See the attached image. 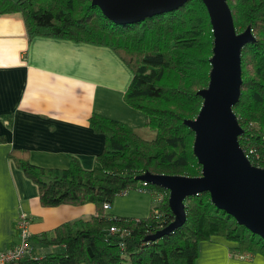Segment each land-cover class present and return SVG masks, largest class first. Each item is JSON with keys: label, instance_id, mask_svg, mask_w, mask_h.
Masks as SVG:
<instances>
[{"label": "trees", "instance_id": "obj_1", "mask_svg": "<svg viewBox=\"0 0 264 264\" xmlns=\"http://www.w3.org/2000/svg\"><path fill=\"white\" fill-rule=\"evenodd\" d=\"M227 3L236 32L250 27L255 38L242 50L243 84L233 112L243 130L240 147L253 167L264 169V0ZM13 13L22 16L30 40L54 37L111 48L133 74L126 104L142 112L145 127L155 133L153 140H145L123 122L92 115L90 127L105 135V147L91 170L75 157H70L69 168L53 169L32 164L27 149L9 153L37 187L43 207H96V214L81 227L67 223L53 237H33L58 248L40 264H195L200 243L214 237L236 243L237 254L264 256V240L218 209L209 193L186 198L187 221L182 227L148 240L175 216L170 192L144 186L139 177L202 176L194 154L195 133L185 124L197 119L204 103L198 93L209 87L212 71L214 33L202 0H189L178 10L129 25L108 20L92 0H0V15ZM140 189L162 198L151 215L136 219L106 213V204L112 208L118 196ZM112 227L129 234H112Z\"/></svg>", "mask_w": 264, "mask_h": 264}, {"label": "crops", "instance_id": "obj_2", "mask_svg": "<svg viewBox=\"0 0 264 264\" xmlns=\"http://www.w3.org/2000/svg\"><path fill=\"white\" fill-rule=\"evenodd\" d=\"M132 79L128 65L111 48L54 37L30 40L20 14L0 15V250L19 242L21 212L33 219L32 236L41 238L53 237L67 223L81 227L96 214L93 204L43 207L37 187L8 155L27 149L32 164L53 169L69 168L75 157L91 170L105 147V135L90 127L94 114L123 122L144 138L150 130L145 115L124 100ZM152 197L129 199L126 209L134 206L132 218L151 215ZM121 204L106 213L119 217ZM33 242L36 248L48 247L42 257L58 250ZM237 247L222 237L201 242L195 264H264L263 255L237 254Z\"/></svg>", "mask_w": 264, "mask_h": 264}, {"label": "water", "instance_id": "obj_3", "mask_svg": "<svg viewBox=\"0 0 264 264\" xmlns=\"http://www.w3.org/2000/svg\"><path fill=\"white\" fill-rule=\"evenodd\" d=\"M189 0H92L103 15L117 25L136 24L183 7ZM214 33L212 71L207 89L198 94L204 99L195 120L185 124L195 133L194 154L202 166V176L152 175L141 181L170 192L169 205L175 220L150 236L155 241L182 227L187 221V197L209 193L220 210L239 225L264 240V169L253 167L238 138L243 130L233 112L242 89V59L245 46L255 42L249 27L236 32L227 0H202Z\"/></svg>", "mask_w": 264, "mask_h": 264}, {"label": "built area", "instance_id": "obj_4", "mask_svg": "<svg viewBox=\"0 0 264 264\" xmlns=\"http://www.w3.org/2000/svg\"><path fill=\"white\" fill-rule=\"evenodd\" d=\"M146 185L147 183L144 182V186ZM137 192L146 194L143 189H140ZM161 202V197H155L156 207L160 205ZM104 209L105 211L110 210V205L106 204ZM32 222L33 219L29 214L26 212L20 213L16 221L19 242L13 244L8 249L0 250V264H40L43 257L38 254V249L32 240L33 236L30 229ZM110 233L127 236L129 231L127 229L112 227Z\"/></svg>", "mask_w": 264, "mask_h": 264}, {"label": "rangeland", "instance_id": "obj_5", "mask_svg": "<svg viewBox=\"0 0 264 264\" xmlns=\"http://www.w3.org/2000/svg\"><path fill=\"white\" fill-rule=\"evenodd\" d=\"M142 136L145 138V140H153L155 138V134L151 131V130H146V133H143ZM143 138V139H144ZM148 194H140V193H137L136 191H131L130 193H128V196L127 198L123 197V196H118L114 202V204L112 205V208L117 204V203H122L121 204V209L122 211L120 213H118L119 217H127V218H132V217H136V216H132L133 214H135V211H134V206L132 209H126L127 206H128V202H129V199L132 198V197H135V198H139V196H146ZM151 195V194H149ZM153 196V195H152ZM152 198L155 199V197L153 196ZM136 201L137 199H135V204L136 205ZM123 204H126L125 206ZM129 207V206H128ZM110 213H112L110 211ZM28 214V213H27ZM113 214V213H112ZM150 215V213L145 216V217H148ZM143 217V218H145ZM36 246V245H35ZM47 247V246H46ZM42 247V246H38V254L40 256L44 255L45 252L49 251L48 247Z\"/></svg>", "mask_w": 264, "mask_h": 264}]
</instances>
